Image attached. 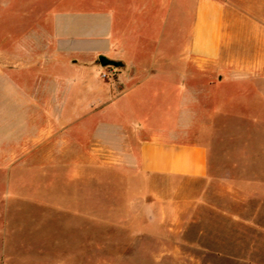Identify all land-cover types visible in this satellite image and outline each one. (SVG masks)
<instances>
[{
	"label": "crops",
	"instance_id": "1",
	"mask_svg": "<svg viewBox=\"0 0 264 264\" xmlns=\"http://www.w3.org/2000/svg\"><path fill=\"white\" fill-rule=\"evenodd\" d=\"M165 1L176 2L166 20ZM229 1L233 0H76L74 12L59 13L54 44L59 53L55 62L61 72L70 74L74 69L77 75L64 80L50 72L30 75L36 82L34 96L28 106L23 104L19 109L28 114L27 129H38L40 135L28 140L33 148L29 142L15 143L11 137L0 135V162L11 167L39 148L50 160L60 157L62 161L98 162L108 154L127 164L128 171L144 182L155 178L171 184L172 197L163 196L162 200L170 201L179 211L174 212L175 224H183L180 209L186 204L198 209L208 203L219 210L220 237L211 239L207 228L199 229L197 247L221 257H251L253 263L264 264L260 260L264 255L260 245L264 240V182L259 177L248 181L251 187L243 182L233 187L227 170L222 171L226 176L222 175L225 180L221 179L218 203L211 200L216 188H180L183 182H207L211 177L207 146L194 129L199 110H207L204 100L221 93L217 83L241 82V91L256 89L264 96V22L257 18L264 13L257 10L250 14ZM249 16L257 19L246 20ZM250 21L256 27L255 38L245 40L243 28ZM52 44L47 43L48 52ZM47 53L45 64L52 62ZM101 55L119 64L106 67L111 80L96 72ZM2 80L22 94L10 74L0 73ZM249 82L254 87H245ZM131 93L136 100L127 108L132 114L127 117L118 101ZM178 95L187 100L180 101ZM155 97L158 105L150 114L143 107ZM174 106L175 124L168 120ZM217 112H221L220 107ZM133 120L139 128L159 131L135 138V133L125 131V123ZM73 126L79 132H73L76 140L71 142L67 130ZM86 130H92L93 140L90 149L84 151L85 142L80 138ZM78 147L85 156L76 151ZM203 222L189 219V224ZM241 241H250V250L241 248Z\"/></svg>",
	"mask_w": 264,
	"mask_h": 264
},
{
	"label": "rangeland",
	"instance_id": "2",
	"mask_svg": "<svg viewBox=\"0 0 264 264\" xmlns=\"http://www.w3.org/2000/svg\"><path fill=\"white\" fill-rule=\"evenodd\" d=\"M75 3L76 0H0V73L10 74L24 92L21 94L0 81V135L11 137L15 143H27L40 135L38 129H27L28 114L19 109L23 104L28 106L34 96L36 82L30 75L44 76L50 72L63 80L77 75L74 69L70 74L61 72V66L55 62L59 53L54 44L59 13L74 12ZM229 3L249 13H264V0ZM175 4L165 1V20ZM182 18L180 29L184 33ZM257 18L264 22V17ZM255 31L250 21L243 28L245 40L254 39ZM49 41L53 44L48 52ZM46 53L52 57L51 63L43 62ZM96 65L100 76L108 72L106 67H111H101L99 60ZM106 79L113 78L109 75ZM243 85L229 80L217 83L221 92L218 97L204 100L207 110H199L194 130L207 146L211 177L207 182L180 184V188H216L217 193L211 198L216 203L220 201L222 175L226 176L222 171L227 170L233 187L237 182L251 187L250 182L257 177L264 182V96L256 89L241 91ZM245 87L254 86L249 82ZM178 98L187 100L183 95ZM135 100L131 93L118 101L127 117L132 116L126 110ZM151 102L143 107L149 113L158 105L156 97ZM176 102L177 95L173 104ZM218 107L221 112H217ZM175 108L168 118L174 124ZM130 122L125 123V131L135 133V138L159 131L139 128L136 120ZM74 126L67 130L72 135L71 142L76 140L74 133L79 132ZM91 133L92 130H86L80 138L85 142L84 151L90 149ZM29 145L33 148L31 141ZM77 150L85 156L81 148ZM61 161L60 157L46 158L39 148L11 167L0 162V264H255L251 257H221L197 247L199 229L207 228L211 239L220 237L219 210L210 204L198 209L186 204L180 209L183 224H175L174 212L179 211L170 201L162 200L163 196L172 197L170 183L155 178L144 182L128 171L127 164L108 154L98 162ZM75 164L77 168L72 167ZM189 219L204 222L189 224ZM235 227L231 225L232 229ZM199 243L218 245L212 241ZM230 243L236 246V242ZM250 243L241 241V248L250 250ZM260 245L264 253V240ZM260 260L264 263V255Z\"/></svg>",
	"mask_w": 264,
	"mask_h": 264
},
{
	"label": "water",
	"instance_id": "3",
	"mask_svg": "<svg viewBox=\"0 0 264 264\" xmlns=\"http://www.w3.org/2000/svg\"><path fill=\"white\" fill-rule=\"evenodd\" d=\"M98 60H99L100 65L103 66V67H106V66L118 67L119 66L118 62H116V61H114L112 59H109V58H107L106 56H103V55L99 56Z\"/></svg>",
	"mask_w": 264,
	"mask_h": 264
},
{
	"label": "built area",
	"instance_id": "4",
	"mask_svg": "<svg viewBox=\"0 0 264 264\" xmlns=\"http://www.w3.org/2000/svg\"><path fill=\"white\" fill-rule=\"evenodd\" d=\"M109 74H110V72H104V73L101 74V76L103 78H106L107 76H109Z\"/></svg>",
	"mask_w": 264,
	"mask_h": 264
}]
</instances>
